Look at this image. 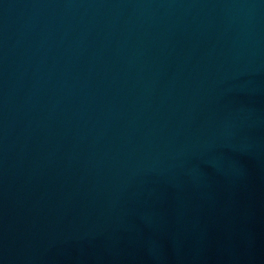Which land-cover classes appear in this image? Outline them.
Here are the masks:
<instances>
[{
    "label": "water",
    "instance_id": "water-1",
    "mask_svg": "<svg viewBox=\"0 0 264 264\" xmlns=\"http://www.w3.org/2000/svg\"><path fill=\"white\" fill-rule=\"evenodd\" d=\"M0 264H264V0H0Z\"/></svg>",
    "mask_w": 264,
    "mask_h": 264
}]
</instances>
